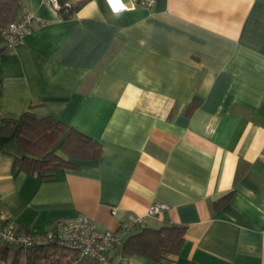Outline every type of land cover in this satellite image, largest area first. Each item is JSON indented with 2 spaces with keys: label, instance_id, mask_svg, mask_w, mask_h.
<instances>
[{
  "label": "crops",
  "instance_id": "1",
  "mask_svg": "<svg viewBox=\"0 0 264 264\" xmlns=\"http://www.w3.org/2000/svg\"><path fill=\"white\" fill-rule=\"evenodd\" d=\"M124 1L85 0L61 18L23 0L31 28L0 54V128L16 118L0 131V212L34 236L80 214L100 230L137 216L186 226L177 254L125 255L122 236L113 264H264V0ZM32 105L100 155L48 177L17 170ZM153 201L167 206L149 215Z\"/></svg>",
  "mask_w": 264,
  "mask_h": 264
},
{
  "label": "trees",
  "instance_id": "2",
  "mask_svg": "<svg viewBox=\"0 0 264 264\" xmlns=\"http://www.w3.org/2000/svg\"><path fill=\"white\" fill-rule=\"evenodd\" d=\"M56 10L61 18L71 17L85 0H57ZM24 8L23 0H0V54L7 49L3 45L2 28L17 18ZM2 81L0 78V92ZM200 102L194 97L186 109L189 114ZM33 106L23 113L15 139L24 153L14 159V167L41 177H48L60 167H75L76 159L97 158L101 143L93 137L68 126L51 116L39 117ZM16 118L6 116L0 131L13 127ZM233 191L213 202V209L224 205ZM186 226L177 222H164L158 226L137 224L127 229L121 241L125 255L141 254L156 261L177 254L185 238ZM0 264H98L94 259L79 256L76 249L56 242L38 243L26 249L0 242Z\"/></svg>",
  "mask_w": 264,
  "mask_h": 264
},
{
  "label": "built area",
  "instance_id": "3",
  "mask_svg": "<svg viewBox=\"0 0 264 264\" xmlns=\"http://www.w3.org/2000/svg\"><path fill=\"white\" fill-rule=\"evenodd\" d=\"M53 7H58L57 0H45ZM112 11L127 8L124 0H106ZM145 6H152L155 0H136ZM32 14L23 8L21 14L10 20L1 30L3 45L9 49L23 40L31 28ZM167 205L162 201H153L147 214L158 213ZM146 222L145 216H137L121 222L115 230L97 228L95 222L86 215L80 214L74 218H60L54 227L41 235L34 236L22 231L18 226L4 218L0 212V242L23 249L34 244L56 242L60 245L76 249L79 256L94 259L98 264H113L110 250L122 238L127 229Z\"/></svg>",
  "mask_w": 264,
  "mask_h": 264
}]
</instances>
